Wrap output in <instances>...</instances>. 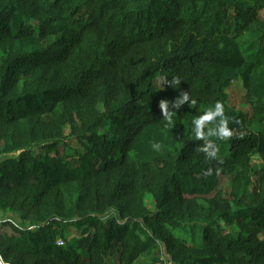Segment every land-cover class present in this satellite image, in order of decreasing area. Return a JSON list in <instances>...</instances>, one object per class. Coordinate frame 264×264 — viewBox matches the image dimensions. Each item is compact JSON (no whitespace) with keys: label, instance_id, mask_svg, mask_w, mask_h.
I'll list each match as a JSON object with an SVG mask.
<instances>
[{"label":"trees","instance_id":"trees-1","mask_svg":"<svg viewBox=\"0 0 264 264\" xmlns=\"http://www.w3.org/2000/svg\"><path fill=\"white\" fill-rule=\"evenodd\" d=\"M0 254L264 264V0H0Z\"/></svg>","mask_w":264,"mask_h":264},{"label":"clouds","instance_id":"clouds-1","mask_svg":"<svg viewBox=\"0 0 264 264\" xmlns=\"http://www.w3.org/2000/svg\"><path fill=\"white\" fill-rule=\"evenodd\" d=\"M177 83H179V81H177ZM189 100H190L189 94L184 93L181 97H179L177 99V101L175 102L173 107L178 109L180 105H182L184 102L189 101ZM168 106H169L168 101L167 102L163 101L160 105V107L163 110V113L165 115H170V113H168V111H167ZM216 116H220L222 118L219 129H218V133L210 132L209 134H219L221 137L229 135L230 133L225 130L226 124H225V121L223 119V108H222V105L219 103L216 104L213 112H209L206 115H204L203 117H201L199 120L194 121V124H195L196 129H197V133L199 134V129H200L203 121H205V120L210 121V120L214 119ZM209 155L215 156L216 152L213 151V152L209 153Z\"/></svg>","mask_w":264,"mask_h":264},{"label":"rangeland","instance_id":"rangeland-1","mask_svg":"<svg viewBox=\"0 0 264 264\" xmlns=\"http://www.w3.org/2000/svg\"><path fill=\"white\" fill-rule=\"evenodd\" d=\"M160 85H162V81L160 80ZM239 86H237V88L236 89H233L232 91H231V98H232V101H233V103L234 104H236V105H239L242 101H243V99H242V93H239L238 92V88ZM67 132V134L69 133V130H67L66 131ZM74 143L75 142H72V144H73V146H74ZM63 149L66 151V152H68L69 151V149H66V147L65 146H63ZM68 150V151H67ZM253 166H254V169L255 170H259L260 168H261V166H262V160H261V158L259 157V156H257V157H255V158H253ZM228 178L227 177H224V183L225 184H228ZM6 231L7 232H11V229L10 228H6ZM164 257H165V259H166V255H164ZM112 259H114L113 261L115 262L117 259L116 258H112ZM116 263V262H115ZM113 264V263H112Z\"/></svg>","mask_w":264,"mask_h":264},{"label":"built area","instance_id":"built-area-1","mask_svg":"<svg viewBox=\"0 0 264 264\" xmlns=\"http://www.w3.org/2000/svg\"><path fill=\"white\" fill-rule=\"evenodd\" d=\"M58 243L59 244H64V241L63 240H59ZM0 264H10V263L5 262V260L3 259V257L0 254Z\"/></svg>","mask_w":264,"mask_h":264}]
</instances>
